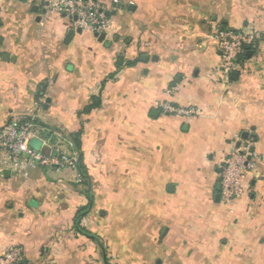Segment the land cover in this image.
<instances>
[{"label":"crops","instance_id":"0c3cea01","mask_svg":"<svg viewBox=\"0 0 264 264\" xmlns=\"http://www.w3.org/2000/svg\"><path fill=\"white\" fill-rule=\"evenodd\" d=\"M106 1L112 27L100 42L58 13L46 16L47 0H0V126L35 114L40 136L32 143L45 152L65 150L64 136L80 131L87 177L80 186L67 169L7 170L0 248L21 245L23 264H101L100 243L75 227L85 209V233L108 238L123 264L183 261L168 255L170 233V241L215 233L210 264H264V43L229 87L212 76L220 60L214 28L251 22L264 40V0ZM119 57L135 63L117 70ZM93 96L100 106L84 113ZM163 100L201 113L165 115ZM245 139L261 160L245 192L222 206L219 166ZM217 233H228L225 243Z\"/></svg>","mask_w":264,"mask_h":264},{"label":"built area","instance_id":"2783aa9c","mask_svg":"<svg viewBox=\"0 0 264 264\" xmlns=\"http://www.w3.org/2000/svg\"><path fill=\"white\" fill-rule=\"evenodd\" d=\"M45 15L58 13L68 18L73 28L93 34L109 32L112 27L107 14V7L99 0H47ZM263 33L248 22L243 27L232 28L222 24L213 31L219 50V63L213 78L223 83L225 87L231 84V75L244 68L243 57L262 47ZM2 53V38L0 32V56ZM170 93V90H167ZM160 111L165 115H173L181 119H193L200 115L201 110L194 105L181 106L169 100L158 103ZM57 136H62L56 132ZM40 125L35 114L11 117L0 126V179L6 170L15 174L26 173L34 167L49 168L59 171L67 169L75 173V183L83 186L87 177L80 171L82 155L72 135L64 136L69 150L52 148L45 152L35 149L31 143L39 138ZM43 148L48 146L43 141ZM261 160L251 139L241 140L232 146L229 154L219 166L220 200L226 207H231L236 198L245 192L244 181L247 174L254 170ZM25 259V250L21 245H11L0 248V264H19Z\"/></svg>","mask_w":264,"mask_h":264},{"label":"rangeland","instance_id":"374dc122","mask_svg":"<svg viewBox=\"0 0 264 264\" xmlns=\"http://www.w3.org/2000/svg\"><path fill=\"white\" fill-rule=\"evenodd\" d=\"M101 2H103L105 5L107 4L106 0H99ZM61 15V14H59ZM63 16V15H62ZM66 18V17H65ZM68 19V18H67ZM45 133H51L50 131H45ZM66 145V148H64L65 150H69V147L67 145V143H64ZM39 146L38 142H34L32 143V147L37 148ZM61 147V146H60ZM62 148V147H61ZM45 172L47 173H53L51 172L52 170L49 168H43ZM67 170L65 169H61L58 172H54L56 174H61L62 172H66ZM222 206H224L222 204ZM89 225V224H88ZM85 226V225H84ZM93 227V226H92ZM90 234L95 235L97 238H92V245H96L98 243H100V246L102 248V252L100 255L101 258V264L106 261L107 264H123V262L125 263L126 260L122 258V257H118L116 256L113 251L110 248V241L108 238H104L103 236H99L97 233L93 232L92 230H87ZM167 233L164 234L163 237H166ZM173 233H170L166 239L164 240L165 243L169 244V246L167 248H170V250L168 251V255H170V257H180V260H183L181 262H177V261H172V259L169 261L170 264H210L211 259H212V255L210 252L207 251H212V249H214L215 246V233H185L183 238H180V233H178L179 235H177L176 239H171V241L168 239L169 236H171ZM220 236V241L218 243V245L225 243L226 240L228 239V233H217ZM240 234V233H238ZM243 233H241L242 235ZM162 237V238H163ZM127 238V237H126ZM124 239L125 244L124 248L130 250L133 247V241L131 239V241L129 240V238ZM161 238V237H160ZM162 238L160 240H162ZM250 236H246L245 237V242L250 241ZM102 239V242H101ZM163 241V240H162ZM181 241V242H179ZM178 242V244H177ZM208 243V246H206ZM186 245V247L183 246ZM171 246V247H170ZM197 246H199L200 248H197ZM211 246V247H210ZM135 249V248H133ZM205 249V250H204ZM124 259V260H122ZM168 262V261H167ZM166 263V264H169ZM149 263V262H148ZM212 264H215V260Z\"/></svg>","mask_w":264,"mask_h":264},{"label":"trees","instance_id":"16d2710c","mask_svg":"<svg viewBox=\"0 0 264 264\" xmlns=\"http://www.w3.org/2000/svg\"><path fill=\"white\" fill-rule=\"evenodd\" d=\"M248 55H245L243 57V59L247 58ZM135 62L134 61H127L125 60L123 57H119L117 59V62H116V67H117V70L121 69L123 66H131L133 65ZM100 106V98L99 97H96V96H93L91 98V103L85 107L84 109V113H90L93 109L97 108ZM72 137L74 138L75 142H76V145L77 147H81V141H80V131H77L76 133L72 134ZM79 169L80 171L86 176V170L84 168V165L83 163L81 162V164L79 165ZM87 211L85 209L81 210L76 218H75V227L77 229V231H80L83 235H86V237L88 238H97L95 235H92L90 233H85V230L84 228L81 226V222H82V219L85 217Z\"/></svg>","mask_w":264,"mask_h":264},{"label":"water","instance_id":"95a60500","mask_svg":"<svg viewBox=\"0 0 264 264\" xmlns=\"http://www.w3.org/2000/svg\"><path fill=\"white\" fill-rule=\"evenodd\" d=\"M119 7L121 6V4L120 5H118ZM79 32L81 31V30H78ZM97 37H98V40L100 41V42H106V34L105 33H102V34H100V35H98V34H95ZM249 55H251V53H249ZM5 174L6 175H8V174H10V172L9 171H5ZM169 189H170V191H173V187H172V185H170L169 186ZM220 189H221V187H220V184L218 185V187H217V190H218V193H217V195H216V199H219V196H220V194H219V192H220ZM19 264H23L22 262L21 263H19Z\"/></svg>","mask_w":264,"mask_h":264}]
</instances>
